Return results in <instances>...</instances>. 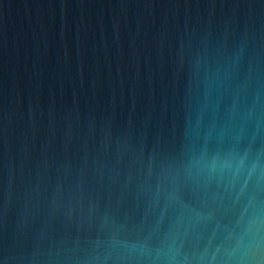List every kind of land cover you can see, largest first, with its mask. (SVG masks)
<instances>
[{"label": "water", "instance_id": "obj_1", "mask_svg": "<svg viewBox=\"0 0 264 264\" xmlns=\"http://www.w3.org/2000/svg\"><path fill=\"white\" fill-rule=\"evenodd\" d=\"M0 264H264V0H0Z\"/></svg>", "mask_w": 264, "mask_h": 264}]
</instances>
